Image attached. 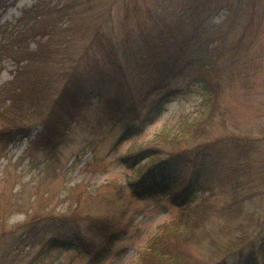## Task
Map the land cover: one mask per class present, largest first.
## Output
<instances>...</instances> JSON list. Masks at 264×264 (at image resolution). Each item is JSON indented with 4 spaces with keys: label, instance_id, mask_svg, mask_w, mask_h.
Instances as JSON below:
<instances>
[{
    "label": "trees",
    "instance_id": "trees-1",
    "mask_svg": "<svg viewBox=\"0 0 264 264\" xmlns=\"http://www.w3.org/2000/svg\"><path fill=\"white\" fill-rule=\"evenodd\" d=\"M5 2L7 0H0V8ZM91 2L37 0L24 9L17 19V27L0 37V57L7 54L16 63L12 78L0 85V156L5 146L25 137L31 138L30 143L43 142L45 147L53 150L64 141L76 112L87 106L97 94V88L90 85L93 83L88 81V76L78 69L85 56H88L90 64L87 69L97 67L100 72H93L99 74L103 71L97 56L100 53L114 71L113 81L120 90L123 89L120 83L127 76L125 67L147 72V81L137 91L130 86L131 97L123 103V110L115 105V111L125 117L138 114L140 108L145 112L126 128L113 149L154 122L169 92L153 98L190 68L194 74L191 83H196L202 92V100L196 109L183 113L174 123L161 128L145 145L133 144L117 159L118 163L129 168L138 166L135 177L128 182L129 196L164 197L176 209L141 253L138 264H193L191 254L183 252V249L194 238L200 244H210L212 250H219H213L216 261L209 264H228L229 252H224L234 246L238 247L237 254L242 261L264 264V236L259 249L256 243H251L252 228L264 226V215H259L256 205L259 199L256 197H261L262 193L264 196V150L257 143V138L248 135L210 137L220 115L221 93L215 73L219 61L213 55H176L177 52L169 51L164 44L169 40L174 18L182 15L189 18L199 7L197 2L192 0L183 4L160 29L140 26L141 31L134 42L126 37L112 38L104 26L106 15L100 12V16L105 15L104 21L96 27L91 38L97 53L91 54L87 48L80 52L82 58L76 59L78 46H75V36L82 26L88 29L87 20L85 18L75 25L71 21L76 14L83 19L86 9L94 8ZM121 2L126 7L130 6L131 0ZM187 11L191 13L185 15ZM32 41H36L35 47H32ZM90 54H95L93 60L89 58ZM102 162L100 160L98 164ZM213 166L232 178L225 183L229 200L219 208L210 200L211 191L201 187L205 172ZM177 172L182 174V178L172 181L171 174ZM188 173L190 179L185 183ZM120 190L121 198L125 197V192ZM254 202L255 206H252ZM34 218L17 227L7 228V219L0 217V242L4 240L8 245L3 255H12L14 239L17 248L21 244L25 246L28 239L38 237L40 228ZM210 219L214 226L207 223ZM73 220L71 234L47 239L31 257L25 256L20 261L27 259L25 264H47L58 260L63 251L74 252L71 261L84 252L93 251L96 260L109 252L121 234L116 222L106 216L87 213L84 218ZM25 226L29 228L19 233V228ZM246 249H251L250 258L243 252ZM23 252L20 250L16 254L19 256Z\"/></svg>",
    "mask_w": 264,
    "mask_h": 264
},
{
    "label": "rangeland",
    "instance_id": "rangeland-1",
    "mask_svg": "<svg viewBox=\"0 0 264 264\" xmlns=\"http://www.w3.org/2000/svg\"><path fill=\"white\" fill-rule=\"evenodd\" d=\"M36 1L7 0L3 3L0 8V37L16 28L17 19L24 9ZM121 1L92 0L94 8L88 7L83 19L75 13L71 23L75 25L86 18L88 28L82 26L79 34L76 33V59L82 58L79 54L87 48L91 54L97 53L91 38L105 15L104 26L112 38L126 37L134 42L141 27L160 29L183 4L192 0H131L130 6L126 7ZM195 1L199 7L192 14L190 11L185 13L190 14L189 18L183 15L174 18L169 40L164 41V44L169 51L177 52L176 55H213L219 61L215 73L219 78L221 93L220 115L210 137L248 135L257 138V143L264 150V0ZM100 12L105 15L100 16ZM35 46L36 41H32V47ZM91 54L89 58L93 60L95 54ZM97 56L103 68L101 73L93 72H100L96 70L97 67L87 69L88 56L82 58L78 67L93 83L90 85L97 88V94L87 106L76 112L64 141L53 150L45 147L43 142L30 143L31 138L25 137L8 144L1 153L0 217L7 219V228L17 227L35 217L40 232L37 238L28 239L25 246L21 244L15 248L14 239L12 255H3L8 245L2 240L0 264H25L27 259L25 262L20 259L31 257L47 239L71 234L73 218L80 220L87 213L106 216L116 222L121 230L109 252L96 260L93 251L84 252L71 261L74 252L63 251L58 260L47 264H138L141 253L151 239L176 212L164 197L129 196L128 182L135 177L138 166L129 168L118 163L117 159L133 144L145 145L161 128L174 123L183 113L196 109L202 100V92L196 83H191L193 70L186 69L171 81L170 86L155 95L153 99L169 92L153 123L130 135L113 149L126 128L145 112V109L140 108V114H128L125 117L115 111V105L118 104L123 110V103L131 97L130 86L137 91L147 81V72L125 67L127 76L122 79L120 84L123 89L120 90L113 81L114 71L100 53ZM1 57L0 85L12 78L16 68L12 57L7 54ZM101 92L102 96L99 95ZM100 160L103 162L98 164ZM189 175L186 174L185 183L189 181ZM170 178L177 181L182 178V174L177 172L171 174ZM231 179L230 174L219 171L216 166L205 172L201 187L211 191L210 200L215 207L219 208L229 200L225 183ZM120 189L125 192L123 198ZM256 198H259L256 201L259 215L263 216V193ZM213 222L212 219L207 221L209 226H214ZM28 228L25 226L18 231L22 233ZM203 231L202 228L201 235ZM251 236V243H256L259 249L263 244L261 238L264 236V226L253 227ZM20 250L24 252L18 256L16 253ZM213 250L210 244H200L194 238L184 246L183 252L191 254L193 264H209L216 261ZM244 251L246 257L250 258L251 249ZM228 252V264H248L237 254L238 247L227 248L224 253Z\"/></svg>",
    "mask_w": 264,
    "mask_h": 264
}]
</instances>
